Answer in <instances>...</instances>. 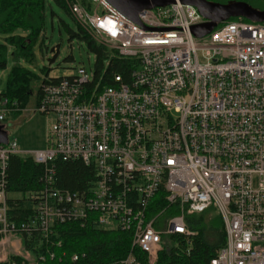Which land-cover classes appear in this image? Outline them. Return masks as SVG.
I'll return each instance as SVG.
<instances>
[{"label": "built area", "instance_id": "2783aa9c", "mask_svg": "<svg viewBox=\"0 0 264 264\" xmlns=\"http://www.w3.org/2000/svg\"><path fill=\"white\" fill-rule=\"evenodd\" d=\"M89 2L69 3L70 15L98 45L132 60V81L115 77L100 88L85 67L50 81L36 105L54 115L48 147L22 157L16 140L0 144V174L12 156L81 159L94 172L84 191L69 193L54 187L50 171V185L29 197L25 224L10 219L11 194L0 182V264L10 255L31 260L23 233L89 220L130 232L155 264L164 237L191 234L186 212L212 206L226 244L210 264H264V23L229 20L197 39L191 28L207 20L179 0L140 12L138 23L106 0ZM19 110L0 99V128ZM136 262L130 254L123 264Z\"/></svg>", "mask_w": 264, "mask_h": 264}, {"label": "trees", "instance_id": "16d2710c", "mask_svg": "<svg viewBox=\"0 0 264 264\" xmlns=\"http://www.w3.org/2000/svg\"><path fill=\"white\" fill-rule=\"evenodd\" d=\"M67 1L88 9L91 6L89 0H0V34L8 37L5 43H0V70L7 66L9 49L14 50L13 57L16 62L20 56L30 58L33 55V45L45 30L48 8L52 10L53 5H57L70 16ZM245 2L258 10H264V0ZM240 19L248 21L243 18L230 21ZM62 23L67 30L69 42L79 41L94 55L93 84L98 83L100 88L112 87L116 85L115 77H119L125 84L131 83V59L121 58L116 52L98 45L81 28L74 31ZM22 33L28 34L22 36ZM66 61H71L70 56ZM61 78L41 79L15 65L9 75L7 90L0 94V99L17 103L20 110L11 114L17 116L27 107L34 94L38 105L44 84L59 81ZM35 84H38L36 93ZM50 171L54 174V187L69 193L84 191L94 176L91 166H87L81 159L57 157L55 161L36 164L31 159L12 156L4 174H0V182L6 186L8 192L21 196L12 198L9 202L11 220L19 224L26 223L32 208L29 197L33 192L38 193L50 185L47 182ZM128 198L132 203L135 202L133 193H128ZM161 198H156L157 207L162 205ZM156 206L150 207L149 216L155 212ZM185 221L191 234L164 237L155 264H210L226 244L225 224L215 207L212 206L202 213L186 212ZM22 241L31 260L26 261L22 257L10 255L3 264H123L130 254L136 257V264H148L147 255L133 247V236L130 232L104 230L90 220L83 224H55L47 234L23 233ZM75 256L78 258L76 261L73 260Z\"/></svg>", "mask_w": 264, "mask_h": 264}, {"label": "rangeland", "instance_id": "374dc122", "mask_svg": "<svg viewBox=\"0 0 264 264\" xmlns=\"http://www.w3.org/2000/svg\"><path fill=\"white\" fill-rule=\"evenodd\" d=\"M234 1L245 2V0ZM62 22L74 31L78 29L71 15L69 16L57 5H53L52 10L48 8L47 11L45 30L33 45V55L30 58L20 56L16 62L13 57L14 50L9 49L7 66L5 69L0 70V94L7 90L9 75L15 65H18L20 68L41 79L67 77L81 67H85L88 70L93 68L95 63L94 55L79 41L73 40L69 42L67 30ZM27 34L22 33L21 35L24 36ZM7 38L0 34V43H5ZM54 48H59L60 54L56 62L49 65L48 60L53 57L51 50ZM69 56L71 61H66ZM199 60L202 63L206 62L202 52H199ZM37 89L38 84H35V93ZM35 99L34 94L27 107L19 115H10L3 124L6 128L7 136H9L8 140H16L18 151H20L22 157H29L32 153L48 147V135L54 115L40 113L36 109ZM10 197L18 198L21 196L11 194ZM169 216L171 215L165 216V218ZM148 264L150 263L148 262Z\"/></svg>", "mask_w": 264, "mask_h": 264}, {"label": "water", "instance_id": "95a60500", "mask_svg": "<svg viewBox=\"0 0 264 264\" xmlns=\"http://www.w3.org/2000/svg\"><path fill=\"white\" fill-rule=\"evenodd\" d=\"M124 16L138 23V14L144 10L165 8L176 0H106ZM184 5L195 7L206 23L191 28L192 35L197 39L208 36L218 24L230 19L243 18L250 22L264 23V10H258L246 2L232 1L227 4H218L206 0H179ZM53 57L48 60L49 65L56 62L59 48L51 50ZM8 142L7 132L0 128V144Z\"/></svg>", "mask_w": 264, "mask_h": 264}, {"label": "flooded vegetation", "instance_id": "af4514ba", "mask_svg": "<svg viewBox=\"0 0 264 264\" xmlns=\"http://www.w3.org/2000/svg\"><path fill=\"white\" fill-rule=\"evenodd\" d=\"M206 1H208V2H212V3H218V4H227V3H229V2H232L233 0H227V1H219V0H206Z\"/></svg>", "mask_w": 264, "mask_h": 264}, {"label": "bare ground", "instance_id": "6f19581e", "mask_svg": "<svg viewBox=\"0 0 264 264\" xmlns=\"http://www.w3.org/2000/svg\"><path fill=\"white\" fill-rule=\"evenodd\" d=\"M9 137V136H8Z\"/></svg>", "mask_w": 264, "mask_h": 264}]
</instances>
